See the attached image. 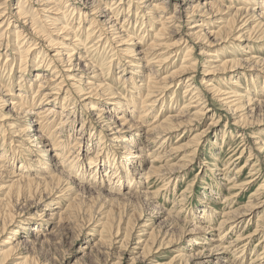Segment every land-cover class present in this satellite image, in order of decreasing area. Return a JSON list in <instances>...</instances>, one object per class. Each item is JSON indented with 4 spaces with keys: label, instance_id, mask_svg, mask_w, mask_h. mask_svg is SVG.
I'll use <instances>...</instances> for the list:
<instances>
[{
    "label": "clouds",
    "instance_id": "9594fccd",
    "mask_svg": "<svg viewBox=\"0 0 264 264\" xmlns=\"http://www.w3.org/2000/svg\"><path fill=\"white\" fill-rule=\"evenodd\" d=\"M18 7L19 12L11 0H0V264H125L124 251L113 249L128 248L142 217L164 213L171 242L191 232L187 243L200 246L183 264H208L198 259L211 244L203 234L216 231L221 243L211 251L230 252L226 264H245L243 246L224 245L225 226L231 231L236 217L245 214L233 210L231 195L223 193L222 181L236 184L238 171L232 174L231 160L224 169L201 160L207 171L198 174L200 192L193 180L177 196L196 150L187 162L172 163L155 109L162 88L174 83L163 78L165 62L174 64L185 49L191 73L185 90L197 100L203 96L196 82L200 67L220 73L225 63L260 65L264 71V59L252 54V45L238 43L251 38L264 48V0H210V7L199 0H21ZM225 12L233 21L231 31L213 19ZM221 41L223 47L214 48ZM196 44L203 59L195 55ZM29 53L47 74L29 77ZM17 56L24 61L18 82ZM202 83L214 95L220 86H233L237 104L228 111L246 106L239 77L214 78V88ZM198 106L208 110L202 100ZM257 173L258 168L253 178ZM217 204L224 205L223 219ZM129 221L121 245L116 232L123 233ZM139 246L130 250L127 264H157L147 251H136ZM77 251L83 255L69 259ZM257 259L264 264V255Z\"/></svg>",
    "mask_w": 264,
    "mask_h": 264
},
{
    "label": "rangeland",
    "instance_id": "374dc122",
    "mask_svg": "<svg viewBox=\"0 0 264 264\" xmlns=\"http://www.w3.org/2000/svg\"><path fill=\"white\" fill-rule=\"evenodd\" d=\"M16 2H17V0H11L12 6L13 5L16 6ZM185 29L187 30V28H185ZM238 43H240L241 45H252V54L255 55L259 59H264V48L260 47V44H256V45L253 43L249 44V43H246L244 41H241ZM199 46L201 47L200 44H196L197 48H196L195 55L200 56V58L203 59V56L200 52V49H198V48H200ZM222 47H223V44L218 49H220ZM175 48L177 49V46ZM186 53H187V50H184L182 53L179 54L178 58L174 57L173 58L175 60L174 64H173L172 60H168L165 62L164 77L169 76L171 74V72H173V71L179 70L181 65L185 66V63H183L184 61H182V59ZM34 61H35V59H34ZM35 62H34V65H35ZM169 64H172V67L170 69L168 68ZM19 65H20V63L18 60V61H16V66L13 69V79L17 82L19 81V77H20V73L18 71ZM28 68H29L28 75L31 79H33L37 72L31 71L30 66ZM35 68L36 67H34L33 70H35ZM184 68H187V66H185ZM246 70H248V68L246 69L244 67H239V68L237 67V68H234L232 74L227 73V74H225V76H224V74H220V75H214V76H210V77L206 78V76L204 75L205 71L203 70V68L202 67L198 68V71L196 73V82H197L198 86L202 87L201 88L202 92H203V96H202L203 100L202 101L204 104L207 105V109L209 108L207 111L204 112L205 114L201 117L202 119L200 117L192 118L191 115L197 111L196 109H194V107H192L193 105L195 106L197 104L195 101L196 99H193V101H191L190 97H192V96L187 92H186V94L184 93L185 92L184 91L185 90V83L187 81V78L191 74L189 71L183 72V74L179 75L180 78L183 79L180 82L175 81L174 83L169 84V87H168L169 89H167L166 91L163 92V98H162L163 100L161 99L163 104L161 102H157L155 111H156V115L158 117V123L161 122L163 119L165 120L169 116H175L176 118L179 117L180 118L179 120L181 122H182V120L188 122L189 118H192V120H194L192 122V124H190V126L187 123L188 124L187 127L186 126L182 127L180 129H177L178 131H175V132L167 135V139L165 140V143H164V150L166 152L170 153V155L172 156V161H173V162L171 161L172 163H178V164L185 163L191 157V154H192L193 149H194L193 147H194L195 143H197L194 139L198 140L200 143L199 147L197 148L198 150H196V153H197L196 154V162L189 164L188 167L183 170L184 173H186L187 175H186V179L183 181H180L179 184L177 185V189H176V195L177 196L182 194L184 192V190L188 187V184L191 183L193 180H196L195 191L197 192V194L200 192L201 187H200L199 177H204L205 173L207 171V169H204L203 171L201 170V168L199 166V162L201 160H206V161H209L210 163L214 162L219 169H224L225 164L227 162H229V160L231 159L232 165L229 164V167L234 166V172L235 173L233 172L232 173L233 175L237 174L236 171H239V169H241L242 167L245 166L243 168V170L242 171L240 170V172L238 173V182L236 184H234L236 188L234 187V185L227 184L228 183L227 181H222L223 187H224L223 193H224V196L231 195V198L233 201V203H232V209L233 210L241 208V210L245 214L252 213V214H254V217L249 219L248 215H245V214L240 215V216L238 215L236 218L237 220L235 219L233 221V223L236 224V227L233 228L231 231H228V228L230 227V225H226L224 230L227 232V235L224 237V245H225V247H227V244L231 243L232 241H236L237 247L243 246L244 256L247 258L245 264H253L254 261L256 262V264H262V262L260 260H258L257 258L260 257L261 255H264V221H263L264 220V203H263L264 202L263 201L264 200V191H263L264 186H262V185H264V161H263L264 156L261 154V160L259 161V163H257V161L255 163L256 159H258V160L260 159V158H257L258 152L256 150H253V153H252L253 156L251 158H250V155L248 156V154H249L248 146L244 147L243 145H247V143H251V141L253 142V140L251 138L252 136L251 137L247 136L244 139L243 137H241L239 135H236L234 133H232V134L230 133V132H233L232 130H234L235 127L231 126L229 123L226 124V121H230L228 111L218 103L217 99L216 100L213 99L212 95H210L207 91H205L206 88L204 87L203 84H201L202 82L205 81V82H207V84H212V85L216 86L214 83V78H217V76H223L225 78L233 76V77H240L239 79L245 85L246 90H248L249 87L251 86V82L254 79H257V78L264 79V78H262L259 71L247 72ZM43 73L47 74L45 71H43ZM228 74H230V75H228ZM205 78H206V80H205ZM181 82H183V83H181ZM35 87L37 89V85H35ZM220 88H225V87L220 86ZM226 88H230L231 91L233 90V86H228ZM259 88L261 90L259 89L257 92H255L253 94L255 97H253V98H257V99L260 98V100H263L264 99V83H263V81H259ZM240 91H242V89ZM147 94H148V92L146 91V95ZM165 94H167V95L165 96ZM6 99H7V97H6ZM212 102H213V104H212ZM187 103H190L188 105L189 107L186 106ZM186 107H188V109ZM184 108H186V109H184ZM262 109L264 111L263 107L261 108V107H256V106H246L244 109L246 114L243 113L244 111L241 114L243 116H245L246 118L248 117L247 119L250 123H253V122L256 123L257 120L261 119L260 117H261L262 112H260V110H262ZM186 111H189V112L186 113ZM178 113H180V114H178ZM184 114H186V115L189 114V115H187V117H186V115H184ZM221 117H223V118H221ZM212 121L213 122L218 121V123H215L216 124L215 127H213L214 124H212ZM191 125H193V126H191ZM253 130H255V129H253ZM253 130H251V133L254 132ZM257 130H258L257 131L258 134H261L260 137L264 140V138H263L264 126L258 127ZM145 132H147V131L145 130ZM223 132H226L227 137L225 138V140H222V138H221L223 135ZM199 134H201V135H199ZM145 136H147V133L145 134ZM242 138H243V140H242ZM242 142H243V144H242ZM191 143H193V144H191ZM191 145H193V146H191ZM237 145H242V146L237 147ZM189 148H191V149H189ZM172 149H173V151H172ZM241 150L243 152L242 154H240ZM159 163L160 162L158 161L157 164H159ZM254 165H255V167H254ZM247 166H249V167H247ZM148 167L151 168V165L149 164ZM255 168L259 169V173L255 174L256 175L255 178L256 179L258 178L259 180L258 179L256 180L255 178H253L254 173H256ZM198 174H199V177H198ZM248 174H251V175H248ZM223 175H224V173H223V171H221V173H220V179L221 180H222ZM250 181H252V183H248V185H246V186H249V185L251 186V188L249 190L248 189L247 190L246 189L245 190H242V189L239 190L238 189V186L242 185L243 183L250 182ZM253 182H255V183H253ZM148 183H149V180L146 176L145 185H147ZM236 185H238V186H236ZM231 186H233L234 189H232ZM256 191H258V192H256ZM235 194H237L238 196ZM252 194H255V197H253L254 199L249 198ZM259 195L262 197H260ZM232 196H234V197H232ZM256 196L258 197V199ZM249 201H251V203H249ZM252 203L255 204L256 206L253 207ZM193 205H194V207H200V205H198L195 202V200H193ZM242 206H244V207L242 208ZM246 206H248L247 209L245 208ZM168 207H171V205H168ZM215 207H216L217 211L221 213L219 219H223L224 205L223 204H217V205H215ZM166 216H167V213H164L163 215H155V217L154 216L150 217L148 215L142 217L140 220V222H141L140 225L142 226L143 222H145V221H148V223L147 224L144 223V225L142 227H139L138 228L139 232H137L136 230H134V232H132V238L133 239L131 240L128 248L127 249L114 248L113 251L118 252V251L123 250L124 251V262H125V264H127V262L130 260V250L135 247V244H136L135 241L138 242L141 240L142 241L141 246L143 248V245L144 246L146 245L145 241L147 240L148 235L151 234L152 232H153L152 234L156 235V233H158L157 229L160 228L159 229L160 233H158V235H156V237L158 236V238H156V240L158 242L160 241L159 242L160 244H158V242H157V245H158L157 246L155 243V245L153 247V248H155V251H153V248H152L151 252H149V254H148V259H154L155 262H157V264H164V263H167L168 261L175 258L173 260L172 264L173 263L183 264L182 259L185 256L190 255L193 250L200 251L201 249H200L199 245L195 246V248L193 249L187 243V241L195 235L193 233L191 234V232H189V234L183 240H181L180 243L174 244V242H170L171 241V234L169 233L168 222L165 220ZM219 219H217V221H216L217 227L219 225ZM162 221H164V223L161 226ZM129 223L127 222V223H124L122 225L123 229L125 228L126 225H128V226H126L125 231L123 233L118 230L117 239L121 240V243H122L121 245H123L122 241H123L126 233L128 232L127 227L129 229ZM147 228H149V230ZM119 233L124 234V236L120 235ZM203 235H204L205 239L207 238L206 240H211V239L214 240V241H211V244H209L208 246L205 245V247H207L209 249L208 252H210V253L213 252V251H211V249L216 247L217 244L221 243V241L219 239L220 232L216 231L215 233H204ZM246 236H248V238ZM165 239H167L168 241L170 240L166 245L163 243V241ZM141 246H139V247H141ZM77 247H79V242H78ZM85 247L90 248L87 245ZM87 248H86L87 251L91 250V249L88 250ZM140 250H141V248L136 249V251L141 253ZM208 252L205 253V257H203V258H206V256H209ZM82 253L83 252H79V251L74 252V256L70 257L69 259H73L75 256L83 255ZM182 255H184V256H182ZM176 256H178V257H176ZM211 257L212 258L219 257V260L218 259L213 260L212 263L213 262H220V264H221V263H223L222 261L227 262L228 260L231 259V253L228 251H225V252L224 251H219V252L215 251ZM203 258L198 257V259H200V260H202ZM242 259H243V257H242ZM180 260H181V263H180ZM193 263H194L193 261H189V264H193ZM212 263H210V264H212Z\"/></svg>",
    "mask_w": 264,
    "mask_h": 264
},
{
    "label": "bare ground",
    "instance_id": "6f19581e",
    "mask_svg": "<svg viewBox=\"0 0 264 264\" xmlns=\"http://www.w3.org/2000/svg\"><path fill=\"white\" fill-rule=\"evenodd\" d=\"M20 2H21V0H17V2H16V6H14L13 8H14V10L15 11H17V12H19V4H20ZM172 3H175V0H172ZM199 3L200 4H203V5H206V6H209L210 7V0H199ZM184 7H188V5H185ZM196 20H199L200 18L199 17H196L195 18ZM213 19L214 20H217L218 22H221L222 23V25H223V27H224V30L225 31H231L232 30V28H231V25H232V23H233V21H232V18H231V16L229 15V13H227V12H225V13H221V14H218L216 17H213ZM3 24V22H2V20H0V25H2ZM6 27H8V30L9 31H12V26L11 25H7ZM246 27L250 30L249 31V37H251V29L253 28V25H251V24H249V25H246ZM186 30V29H185ZM188 30V29H187ZM186 30V31H187ZM194 30V29H193ZM241 41H244V42H246V43H249V44H251V43H253V44H260L261 42H258V41H255V40H253V39H251V38H249V39H244V40H240V41H238V42H241ZM222 44H224V42L223 41H221V42H219V43H217V44H215L214 45V48H219ZM176 47V45H174V47H172V49H171V51H173V52H175V51H177V49L175 48ZM198 47V46H197ZM196 47V48H197ZM200 47V46H199ZM201 48V47H200ZM200 48H198V49H200ZM186 50V49H185ZM188 56H189V53L187 52L185 55H184V57H183V59H182V61H184L183 63H185V66H187V58H188ZM29 57H30V59H29V61H28V67L30 66V70L31 71H35V72H37L36 74H35V77H36V75L37 74H39V73H42L43 71H45L46 72V70L45 69H42V68H40V67H38V66H36V60L34 61V54H32V53H29ZM19 60V63H20V65L22 64V63H24V61L20 58V56H17L16 57V61H18ZM34 62H35V65H34ZM182 63V62H181ZM20 65H19V69H18V71H19V73H20ZM185 66H183V65H181L180 66V69L179 70H177V71H173V72H171V74L169 75V76H167V77H163L164 78V80L165 81H168V80H171V81H173V82H175V81H177V82H180L181 80H183L182 78H180V74H183V72H188V70H187V68H184ZM34 67H36L35 68V70H33V68ZM239 68V67H241V66H239V65H237V64H231V65H228V64H222L221 65V68H222V72H220V73H213V72H211V71H209V72H205L204 73V75L206 76V78L207 77H210V76H214V75H220V74H224V76H225V74H227V73H230V74H232L233 73V70H234V68ZM247 69V68H246ZM28 71H29V68H28ZM247 72H249V71H259V73L261 74V76H262V78H264V71H261V66L260 65H257V66H255V67H248V70H246ZM246 72V73H247ZM185 74V73H184ZM230 74H228V75H230ZM234 75V74H233ZM35 77L33 78V79H35ZM182 77V76H181ZM188 77V76H187ZM218 77H220V76H217V78ZM233 77V76H232ZM206 78H205V80H206ZM240 78V77H239ZM188 79V78H187ZM259 81H263V83H264V79H259V78H257V79H254L252 82H251V86L249 87V89L247 90L248 92H247V98H246V100L243 102L246 106H256V107H263L264 108V99L263 100H260V98H253V97H255L253 94L255 93V92H257L260 88H259ZM205 82V81H204ZM186 83H187V81H186ZM185 83V84H186ZM178 84V83H177ZM201 84H203V83H201ZM37 85V90L39 91V84H36ZM204 85V84H203ZM209 85V87H211V88H214V87H216V86H214V85H212V84H208ZM261 86V85H260ZM169 87V85L168 86H166V87H163L162 88V91L164 92V91H166L167 89H169L168 88ZM200 87V86H199ZM202 88V87H201ZM152 89V85L151 84H149V89L148 90H151ZM204 89V88H203ZM148 90H146L147 92H148ZM261 90V89H260ZM17 91H18V89H17ZM45 93H47L48 91H50L49 89H44L43 90ZM185 92V94H186V90H184ZM205 91H207L210 95H212V97H213V99H217V101H218V103L222 106V107H224L227 111H228V108H229V105H232L233 107H235V105L237 104V95H236V91H231L230 90V88H218V91H217V93L214 95V92L213 91H210V90H208V88H206V90ZM238 91H240V90H238ZM242 91H244L243 89H242ZM167 94H165V96H166ZM190 96V95H189ZM216 97H218V98H216ZM163 98V95L161 96V98H160V100L158 101V102H161L162 103V99ZM162 99V100H161ZM193 99H196L195 97H190V100L191 101H193ZM210 99V98H209ZM200 100H203V97H201L200 98ZM200 100H195L196 101V105L194 106H192V107H194V109H196L197 111L195 112V113H193L191 116H192V118H194V117H202L205 113V110H202L198 105H199V103H200ZM189 102V101H188ZM163 104V103H162ZM190 103H187V105L186 106H188ZM193 104V103H192ZM212 104H213V102H212ZM209 105V104H208ZM245 106V107H246ZM11 107H12V105L11 104H8L7 105V107L5 108V111L6 112H8L10 109H11ZM184 107V106H183ZM189 107V106H188ZM188 107H186L187 109H188ZM245 107H243L242 108V110L241 111H228V115H229V117H230V121H226V124L227 123H229L231 126H234L235 128H234V130H232L233 132H230L231 134L232 133H234V134H236V135H239V136H241V137H243L244 139H245V137H247V136H252L251 138H252V140H253V142L251 141V143H247V145L246 146H248V151H249V154H248V156L250 155V158L253 156V150H256L257 152H258V157L257 158H260L259 160L258 159H254L255 160V163H256V161H260L261 160V154L264 156V151H261L260 149H261V147H264V140L260 137V135L261 134H258V130H257V128L258 127H263L264 126V120H262V118L261 119H259V120H257L256 121V123L255 122H253V123H250L249 121H248V117L246 118L245 116H243L241 113L244 111V109H245ZM186 108H184V109H186ZM219 108V107H218ZM183 109V108H182ZM209 109V108H208ZM216 109V108H215ZM220 109V108H219ZM247 109V108H246ZM168 110V109H167ZM211 110V109H210ZM257 110V109H256ZM207 111V110H206ZM218 111V110H217ZM221 111V110H220ZM263 111V109L262 110H260V112H262ZM187 112H189V111H186V113ZM243 113H245V111L243 112ZM254 113V112H253ZM257 113V112H256ZM178 114H180V113H178ZM177 114V115H178ZM183 114V113H182ZM246 114V113H245ZM249 114V113H248ZM251 114V113H250ZM184 115H186V114H184ZM187 115H189V114H187ZM187 115H186V117H187ZM181 116V115H180ZM224 116V115H223ZM168 117V116H167ZM178 117V116H177ZM184 117V116H183ZM215 117V116H214ZM192 118H189L188 119V122H186V121H183L182 120V122L179 120L180 118L178 117V118H176L175 116H169L168 118H166L165 120L163 119L161 122H159V125H160V128H159V131L160 132H162L164 135L163 136H165V137H167V135H169V134H171V133H173V132H175V131H178L177 129H180V128H182V127H187V125L189 124V126H190V124H192V122L194 121V120H192ZM182 119V118H181ZM202 119V118H201ZM199 120V119H198ZM255 120V119H254ZM251 121V120H250ZM184 123V124H183ZM186 123V124H185ZM188 123V124H187ZM215 123H218V121L217 122H213L212 121V124H214V126L213 127H215L216 126V124ZM175 125V126H174ZM211 125V124H210ZM191 126H193V125H191ZM36 127L37 128H39V123H37L36 124ZM196 127V126H195ZM209 127V126H208ZM251 127V128H250ZM248 128V129H247ZM210 129V128H209ZM253 129H255V130H253ZM251 130H253L254 132H252L251 133ZM147 132H145V134H146ZM199 135H201V134H199ZM198 136V135H197ZM203 136V135H202ZM229 136V135H228ZM194 137V136H193ZM227 136H226V132H223V135H222V140H225V138H226ZM238 137V136H237ZM201 138V137H200ZM243 138H242V140H243ZM250 138V139H251ZM263 138H264V136H263ZM194 139V138H193ZM192 139V140H193ZM199 139V138H198ZM249 139V138H248ZM191 140V141H192ZM196 142L198 141V140H196V139H194ZM247 141V140H246ZM190 142V141H189ZM193 142V141H192ZM201 142V141H200ZM191 144H193V143H191ZM199 142L198 143H195V145H194V147L193 148H195V150H198L197 148L199 147ZM191 146H193V145H191ZM190 146V147H191ZM245 147V146H244ZM173 148V147H172ZM176 149V148H175ZM189 149H191V148H189ZM243 149V148H242ZM172 151H173V149H172ZM243 152H242V150H241V152H240V154H242ZM191 154V153H190ZM197 154V153H196ZM239 155V154H238ZM232 156V155H231ZM185 157V156H184ZM190 157V156H189ZM256 157V156H255ZM177 158V157H176ZM175 158V159H176ZM183 158V157H182ZM188 158V157H187ZM263 158V157H262ZM238 159V158H237ZM183 160V159H182ZM231 160V159H230ZM236 160V159H235ZM251 160V159H250ZM181 161V160H180ZM234 161V160H233ZM239 161V160H238ZM248 161V160H247ZM264 161V160H263ZM262 161V162H263ZM173 162V161H172ZM185 162V161H184ZM187 162V161H186ZM235 162V161H234ZM251 163V162H250ZM181 164V163H180ZM231 164V163H230ZM234 164V163H233ZM151 165V164H150ZM232 165V164H231ZM248 165V164H247ZM252 166V165H251ZM255 166V165H254ZM245 167V166H244ZM244 167H242L241 169H239V171H238V173L240 172V170L242 171L243 170V168ZM247 167H249V166H247ZM254 169V168H253ZM256 169V168H255ZM254 171V170H253ZM237 172V171H236ZM235 173V172H234ZM254 173V172H253ZM248 175H251V174H248ZM256 176V175H255ZM146 178V177H145ZM223 178V177H222ZM262 178V177H261ZM256 179V178H255ZM258 179V178H257ZM256 179V180H257ZM246 180V179H245ZM259 180V179H258ZM248 183H252V181H250V182H246V183H241L242 185H240V186H238V185H236V186H238V189L240 190V189H242V190H249L250 188H251V186L249 185V186H246V185H248ZM253 183H255V182H253ZM228 184V183H227ZM257 185V184H256ZM262 186H264V185H262ZM232 187V189H234L233 188V186H231ZM234 187H235V185H234ZM224 188V187H223ZM230 188V187H229ZM228 188V189H229ZM236 188V187H235ZM231 190V189H230ZM237 191V190H236ZM262 191V190H261ZM263 191H264V188H263ZM242 192V191H241ZM256 192H258V191H256ZM260 193V192H259ZM239 194V193H238ZM235 195H237V194H235ZM234 195V196H235ZM241 195V194H240ZM244 195V194H243ZM234 196H232V197H234ZM238 196V195H237ZM258 196V195H257ZM256 196V197H257ZM260 196V195H259ZM253 197H255V194H252L249 198L250 199H252ZM260 197H262V196H260ZM235 199V198H234ZM254 199V198H253ZM257 199H258V197H257ZM256 200V199H255ZM264 201V200H263ZM262 201V202H263ZM257 202V201H256ZM249 203H251V201H249ZM264 203V202H263ZM253 204V203H252ZM245 206V205H244ZM247 207L248 206H246L245 208L247 209ZM240 208V207H239ZM241 209V208H240ZM254 209V208H253ZM222 211V210H221ZM250 211V210H249ZM245 215H248L249 216V219L250 218H253L254 217V214H252V213H250V214H245ZM240 216V215H239ZM151 217V216H150ZM153 217V216H152ZM155 217V216H154ZM242 217V216H241ZM262 217V216H261ZM147 218V217H146ZM237 218V217H236ZM149 219V218H148ZM239 219V218H238ZM262 219V218H261ZM143 220V219H142ZM237 220V219H236ZM145 221V220H144ZM150 221V220H149ZM262 221V220H261ZM264 221V220H263ZM130 222V221H129ZM128 222V223H129ZM152 222V221H151ZM260 222V221H259ZM127 223V222H126ZM141 223V222H140ZM144 223L145 222H143V224H142V226L144 225ZM153 223V222H152ZM151 223V224H152ZM146 224V223H145ZM150 224V225H151ZM126 225V224H125ZM126 226H128V225H126ZM126 226H125V228H126ZM123 227V226H122ZM256 227V226H255ZM125 228H124V231H125ZM257 228V227H256ZM145 229V228H144ZM148 230H149V228H147ZM151 229V228H150ZM160 229V228H159ZM118 230H119V228L117 229V232H116V237H117V233H118ZM127 230H128V227H127ZM155 230V229H154ZM120 231V230H119ZM137 231V230H136ZM147 231V230H146ZM153 231V230H152ZM151 231V232H152ZM161 231V230H160ZM167 231V230H166ZM134 232V231H133ZM137 232H139V231H137ZM153 233V232H152ZM149 234L148 235V237H147V240L145 241V243H146V245L144 246L143 245V248H142V241L140 240V241H138V242H136L135 241V245H137V244H139L141 247H139L138 249H140L141 248V250H140V252H141V254H144L145 253V251H147V254H149V252H151V250H152V248L154 247V245H155V243H156V245H157V240H156V238H158V236L156 237V235H158V233H160V232H158V233H156V235H154V234ZM102 234H103V229H101V233H100V236H97V240H99L100 239V237L102 236ZM120 234V233H119ZM192 234V233H191ZM120 235H123L124 236V234H120ZM141 235V234H140ZM166 235V234H165ZM164 235V236H165ZM170 235V234H169ZM255 235V234H254ZM249 236V235H248ZM248 236H246L247 238H248ZM138 237V236H137ZM145 237V236H144ZM251 237V236H250ZM123 238V237H122ZM160 238V237H159ZM165 238V237H164ZM213 238V237H212ZM133 239V238H132ZM137 239V238H136ZM207 239V238H206ZM239 239V238H238ZM159 240V239H158ZM170 241V240H169ZM210 241H214V240H210ZM123 242V241H122ZM160 242V241H159ZM158 242V244H160ZM171 242V241H170ZM180 243V242H179ZM260 243V242H259ZM122 244V243H121ZM175 244V243H174ZM216 244V243H215ZM173 245V244H172ZM207 246L209 245V244H206ZM258 245V244H257ZM95 246V244L93 243V247ZM158 246V245H157ZM200 247V246H199ZM211 247V246H210ZM85 248H87V247H85ZM88 250L89 249H91V248H87ZM118 250V249H117ZM161 250V249H160ZM89 252H91V250L89 251ZM157 252V251H156ZM219 252V251H218ZM225 252V251H224ZM209 253V256H206V258H203L202 260H204V259H206L207 261H208V264H210V263H212V261L213 260H219V257H215V258H212L211 256H212V254L214 253V252H208ZM253 253V252H252ZM83 254V253H82ZM155 254V253H154ZM220 254V253H219ZM223 254V253H222ZM208 255V254H207ZM182 256H184V255H182ZM221 256V255H220ZM176 257H178V256H176ZM175 259V258H174ZM174 259H172V260H170V261H168L167 263H164V264H172V262H173V260ZM180 259V258H179ZM178 260V259H177ZM183 260V259H182ZM176 261V260H175ZM223 263H221V264H226V262H224V261H222ZM180 263H181V260H180ZM191 263V262H190ZM220 264V262H213L212 264ZM173 264H175V263H173ZM194 264V263H193Z\"/></svg>",
    "mask_w": 264,
    "mask_h": 264
}]
</instances>
